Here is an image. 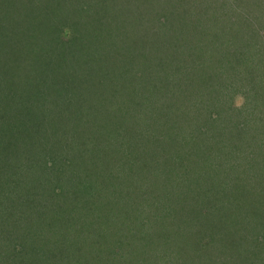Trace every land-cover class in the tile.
<instances>
[{
    "label": "trees",
    "instance_id": "16d2710c",
    "mask_svg": "<svg viewBox=\"0 0 264 264\" xmlns=\"http://www.w3.org/2000/svg\"><path fill=\"white\" fill-rule=\"evenodd\" d=\"M190 1L192 9L188 0H0V264H119L144 226L157 229L148 235L163 248L144 247L135 262L184 264L179 252L193 247L230 264L232 256L213 257L231 250L216 228L235 224L234 214L263 219L264 58L256 30L233 28L263 27L264 0H248L258 18L244 19L229 17L236 10L223 0L204 18L208 0ZM124 91L140 92L126 101L128 117L123 99L113 100ZM91 107L107 108L112 122ZM117 121L135 124L138 138L127 146L135 169L109 171L123 175L112 188L84 124L101 132L118 130ZM259 123L256 141L247 140ZM157 142L170 146L168 156L150 157ZM146 204L151 213L140 212ZM115 207L123 209L119 223ZM193 222L198 230L189 234ZM198 231L203 242L194 247ZM252 241L264 248V233Z\"/></svg>",
    "mask_w": 264,
    "mask_h": 264
},
{
    "label": "rangeland",
    "instance_id": "374dc122",
    "mask_svg": "<svg viewBox=\"0 0 264 264\" xmlns=\"http://www.w3.org/2000/svg\"><path fill=\"white\" fill-rule=\"evenodd\" d=\"M21 1H24V0H21ZM215 1L217 3H219L220 0L219 1L215 0ZM223 1H225V4H227V5L231 4V6H232L231 10H233V9L236 10V13L234 15H233V12H232V14L231 13L227 14L228 12L225 11V13L229 17L231 16V17H235L236 18L237 17L236 15L241 13L240 16H241L242 19H244V17H242V16H245V17H249L250 16V17H253V18H258L257 13L255 11H253L254 9L251 7V10H250V8L247 6L246 3H247L248 0H242V1H245V2L241 6H236L235 5L237 0H223ZM201 2H203V5H204V7L206 9L209 8L208 11H205V13L204 12L202 13V15L203 14L205 15L204 18H208V17L212 18L213 15H211V13L213 12L212 10L214 9V6H215L214 0L201 1ZM4 4L5 5H2V3L0 2V11L1 12H2L3 9L5 10L6 2H4ZM187 4L192 9V5H191V1L190 0H188ZM243 6H244V8H243ZM242 9H244V10H242ZM11 12H14V10H12ZM216 12L217 11H214L213 14H216ZM219 13H220V11H219ZM237 19H240V18L238 17ZM256 26H257L256 24L253 25V27H252V24H245L244 23V25H243L241 23L240 26L239 25H235L233 29L236 30L237 28H239L241 30V32H243V33L256 30V32H258V36L259 37L257 39L255 38L256 42L254 43V46L257 47L256 51L259 50V53L264 58V55H263V53H264V28H263L264 25L260 29H258ZM236 31H238V30H236ZM253 34H255V33H253ZM255 35H257V34H255ZM238 41L239 40L237 39V36H234L233 41H232L233 44H236V42H238ZM161 50H159V51H161ZM259 53L257 52V54H259ZM166 58H167V55H166ZM257 58L258 57L252 58L251 60H249V63L251 64ZM133 65H134V67L136 69L141 70V68H142L144 71H149L150 67H151V66H149L146 63H140L139 64L137 60H135V64H133ZM167 66H168V63H167ZM261 74H262L261 75L262 80L260 82L263 84L264 83V74L263 73H261ZM142 76L147 82L149 81L145 77L144 74ZM181 79H184V77L181 78ZM107 81L110 84L111 83L114 84V82H116L114 80V78L113 79L109 78ZM121 81H123V80H121ZM126 81L127 80L122 82L124 90L128 86V83ZM153 81H156V78L151 80V82H153ZM175 81H179V79H175ZM131 82H132L133 85H135L137 87V84H139L141 81L136 79V78H132L131 77ZM195 87H196V85H194V88ZM139 93L140 92L124 91V93H121L117 97H114L113 100L115 101V104H120V102H121L120 99L121 100L123 99V101L125 102L124 103L125 104V106H124V109H125L124 115L127 116V115L130 114V113H128L130 111V110H128L130 108V106L128 105V102H126V101L132 100L134 95H139ZM242 95L243 94H240V95L237 94L234 97V103H233L234 106H241V104L244 103V97ZM237 99H242V102L241 103L236 102ZM94 100H96V98H93V96H88V103L94 104L95 103ZM137 100H139V99H137ZM137 100H135V101H137ZM127 107H128V109H127ZM98 109H100V107H98ZM89 110H91V111H89V113H96V114H99L102 117V119H100V122L104 123V118L105 119L108 118L112 122L111 117H105L107 108L103 109L101 111V114L98 111L92 110V107ZM127 110H128V112H126ZM249 119H251V117H249ZM70 121H71V118H70ZM114 121L116 122V120H113V122ZM250 123H251V120H250ZM250 123H247V126ZM84 125H85L84 133H85V129L87 128V126L90 127L89 133H88L89 138L91 137V134L92 135L96 134V137L94 139H92L90 142H88V144L91 145V146H98L99 154L95 155L96 158H97V162H100V164L98 166L103 164L102 162L107 163L105 166L101 167L102 170H101L100 174L102 176L103 181L108 183V184H110L111 187L113 188L115 184H117L121 180H123V178H122L123 175L122 174L115 175V174H110L108 172L111 171V170H113L114 172H118L119 170L122 169L124 164H128V165H130L131 168H133L134 167V163L133 162L136 163L135 154L132 155L133 150H132V152L130 151V154L128 155V147L127 146H128V144H130V141H132L133 138L134 139L138 138V127L135 126L134 128H132V125L134 126L135 124L130 125L129 123L120 122L119 123L120 126H119L118 130L115 129L116 126H115V124H113L111 129H110V127H107V129L103 128V130L101 132H98L97 130H100L102 128L96 127L94 124L89 123V122H86ZM104 127H106V126H104ZM260 127H261L260 123L254 127V130L252 131L254 139H252V135L250 133H248L249 136H246L245 138L247 140L256 141L255 139H256V136H257L258 129ZM64 131H65L64 133H65V136H66L64 143L71 145L70 142L72 141L71 135H72L73 129H72V127H68ZM257 141L261 142V139H258ZM169 148H170L169 145H167V146L164 145V144L161 145L158 142H157V144H153L152 143V145L149 148L150 150L152 149L150 151V157L153 154V155H156L155 158H157L158 156L161 157V158H164V157L169 155L167 153L166 156H165L166 150L169 149ZM75 160H76V162H78L77 158ZM164 167H166V164H164ZM161 168H162V166H161ZM134 169H135V167L133 168V170ZM72 171L77 173L76 172L77 170H75L74 167H72ZM262 185L264 186V181L262 182ZM262 201H263L262 202L263 203L262 209H263V212H264V198L262 199ZM99 207L101 208L102 205L100 204ZM149 209H150V206L148 204H146L144 206V208H140L139 210H142V211H140L141 213L144 212L145 214H147L146 212L151 213V211H149ZM120 210H123V209H121L120 207H115V209H113V214H118L119 215L115 219V221L117 223H119L122 220V219H120V217L123 214H122V212ZM234 215H235V217H233V218H234V223L235 224H231L230 223L229 227L228 226H226V227L219 226L218 228H216V235L222 241H224L223 242L224 244L228 243V245L231 246V250L227 249L226 251H224L221 254L217 253V255L216 254L214 255V253H213V257H221V258L229 259V257H227V256H232L234 259L230 262V264H235V263H237V264H261V259L259 258L257 253H259L260 255L264 256V248L257 249L256 245L259 244V243L253 242L252 240H253L254 237H256V235L259 232H263L264 233V214H263V219H262L261 215L259 217H255L254 214H247V213L234 214ZM128 219L129 218L127 217V221H128ZM127 221H126L125 224H127ZM195 221H197V220H195ZM261 223H262V225H261ZM188 224H191V223L189 222ZM197 224H198V222H193V224L190 227L187 226L188 230H189V234H191V232L194 233V231L197 232L196 230H198V229L195 228V226ZM259 225H261V227H258ZM121 227H123L124 230L126 228H128V227H126V225H124V226L122 225ZM151 229L153 230V228H151ZM151 229L148 228V230H147L145 228V226H144L142 228V230L140 231V233L138 234V238H137V235L134 236L135 240H133V243H132V246H133L132 247L133 248L132 251H130L129 249L124 250V253L126 251L125 256L123 257L122 260H119V264H147L148 262H150L148 257H146L147 259L145 261L140 260V261L135 262V260L138 258L137 256L140 253L139 252L140 249L150 246L149 248L154 250L155 247L158 245L155 240H152V238L154 237L153 233H151L152 234L151 237L148 235L151 232ZM155 230H157V229L155 228L153 230V232H155ZM133 234H136V229L133 231ZM110 235H111V237H114L113 233H110ZM202 235H203V231H201V234H200V231H198V233L195 234V236L192 239H190V243L192 245H194V247H195L197 245L196 243L194 244V242H196L195 239L197 238V242L199 243L200 242L199 238L202 241ZM161 236H162V234H161ZM209 238H210V236H209ZM150 239H151V241H150ZM148 242H149V244H148ZM229 242H230V244H229ZM108 246H112V244L108 243ZM158 246H159V247H157L158 251H162V248H163L162 244L160 243ZM186 249H189V252L186 255H185L184 252H181V251L179 252L181 255L179 253H177V252H175V254H174L175 257H177V258L179 257V255L182 256L180 260L184 264H216V260L214 258L208 259V258H206L205 254H201L203 252H206L207 248L204 249V250L201 249L200 251L198 250V253H196L195 251L192 250L193 247H192V249H190V247L186 248ZM175 250H177V246L174 248V251ZM246 254H252V255L250 257H247ZM225 255H227V256H225ZM180 260L178 262H180ZM217 260H220V259L217 258ZM94 262L98 263L99 260L95 259ZM219 262L220 261H218L217 264ZM150 263L152 264V262H150Z\"/></svg>",
    "mask_w": 264,
    "mask_h": 264
}]
</instances>
